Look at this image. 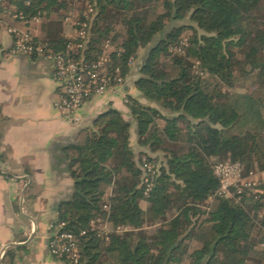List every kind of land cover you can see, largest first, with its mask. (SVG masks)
<instances>
[{"label":"trees","instance_id":"obj_1","mask_svg":"<svg viewBox=\"0 0 264 264\" xmlns=\"http://www.w3.org/2000/svg\"><path fill=\"white\" fill-rule=\"evenodd\" d=\"M262 1L85 0L78 23L89 24L88 39L74 57L94 62L110 41L108 69H119L125 81L140 58L134 87L156 107L126 97L138 145L147 149L138 158L131 123L112 107L62 149L74 189L54 225L64 223L62 230L78 237V264H264V195L217 196L213 168L215 159L245 172L264 168V101L227 90L247 80L264 87ZM67 4L4 0L0 13L54 22L64 19ZM32 41L59 53L82 40ZM160 155L146 192L142 158L157 167ZM98 218L111 224L109 234L94 228ZM190 240L197 246L187 252Z\"/></svg>","mask_w":264,"mask_h":264},{"label":"crops","instance_id":"obj_2","mask_svg":"<svg viewBox=\"0 0 264 264\" xmlns=\"http://www.w3.org/2000/svg\"><path fill=\"white\" fill-rule=\"evenodd\" d=\"M54 22L26 23L0 13V167L7 172V178L0 180V264H69L49 249L58 206L74 189L62 149L99 114L118 109L131 123L133 151L147 152L138 145L136 123L125 99L130 95L156 107L134 87L139 75L127 78L121 92L87 101L80 119L72 121L56 106L61 91L52 63L13 53V31L30 32L41 41L73 35L61 25L51 32Z\"/></svg>","mask_w":264,"mask_h":264},{"label":"built area","instance_id":"obj_3","mask_svg":"<svg viewBox=\"0 0 264 264\" xmlns=\"http://www.w3.org/2000/svg\"><path fill=\"white\" fill-rule=\"evenodd\" d=\"M92 11L90 8V12ZM34 20L40 22L41 18H34ZM75 25L80 27L77 28L75 37L72 39L73 41L78 39L82 41L71 42L65 52L55 53L46 44H35L32 41L33 35L30 33L25 32L17 35L15 34L16 31H13L15 40L12 51L15 54H22L31 58L32 56L44 57L52 63L53 78L61 91V99L56 106L65 116L78 120L79 111L86 100L95 95H103L114 88L121 87L123 89L126 81L119 69L116 70L115 75L110 72L108 55L94 62L76 60L74 55L86 48L89 24L75 23ZM110 48L111 45L107 42L105 49ZM144 161V184L146 192H148L153 186V177L157 169L152 163ZM214 172L220 183L216 192L217 196L229 197L228 190L232 187L238 189L240 185L248 189L253 188L252 184L245 183L240 179V164L220 162L216 165ZM232 175H236L233 182L230 181ZM5 178H7V172L0 167V180ZM237 178L240 181L236 180ZM237 193L241 194L242 192L238 189ZM63 226L64 223L52 226V235L49 240L50 252L56 258L67 260L71 264H78L81 260L79 239L76 235L63 231Z\"/></svg>","mask_w":264,"mask_h":264},{"label":"rangeland","instance_id":"obj_4","mask_svg":"<svg viewBox=\"0 0 264 264\" xmlns=\"http://www.w3.org/2000/svg\"><path fill=\"white\" fill-rule=\"evenodd\" d=\"M89 6L90 5H87V9L89 8L88 9V13H90V11H89L90 7ZM85 11H86V9H85V0H68V4H67L66 8L63 9V11H62L65 14L64 19L55 20V22L56 21L57 22L56 23L54 22L53 24H51V27L49 29L51 30V32L55 33V32L58 31V28H59L58 26H60V25H61V27L65 26L66 33L68 35L73 34L69 38H73V37H75L76 31H77V28L75 27V23H78L79 14L81 12H85ZM257 14H260L264 18V0L262 1V10H259L257 12ZM263 21H264V19H263ZM177 24H180V23H177ZM117 28L119 30H121L119 26H117ZM25 32H27V31H22V32L18 31L15 34L18 35L20 33L22 34V33H25ZM28 33H30V32H28ZM30 34L32 35V33H30ZM188 34H189L188 32L183 34V38H185V41L187 39ZM14 40H15V38H14ZM107 42L110 43V41H107ZM113 50H115V48L111 45L110 49H108V50L105 49V53L101 57H106ZM145 52L146 51H141V57H142L143 54H145ZM263 53H264V50H263ZM140 65H141V59L139 58V59L135 60L131 64L132 70H131V73L127 76V78H129L131 76H133V77L137 76L139 74V72H140ZM247 70H249V67H247ZM122 90L123 89L121 87L120 88H114L113 90H110V91H108L106 93H109V92H121ZM227 90L254 93V94L260 96L263 99V101H264V87L260 86V84L256 80H247V81L239 82L233 88H227ZM106 93H104L103 95H105ZM96 96H101V95H95V96L89 98L88 100H86V102L91 100L92 98H94ZM126 97L127 96H125V99H126ZM85 103L83 104V106L85 105ZM83 106H82V108H83ZM82 108H81V110H82ZM81 110L79 111L78 119H80V117H81ZM64 117H66L68 120L76 121V120H73V118H70L68 116L64 115ZM142 150H143V148H142ZM134 152L136 154V157L138 158L139 157V153L140 152H144V151H138V148H135ZM158 155H159V153H158ZM153 156H157V154L156 155L153 154ZM160 156L161 157L158 158L159 160H157V162H156V164H157L156 168H159L163 164V157H162V155H160ZM142 159L145 160V157H143ZM220 162L231 163L229 161H223V160H220V159H215V162H214V165H213L214 170H215L216 165L218 163H220ZM236 164H238V163H236ZM240 166H241V175H240L241 177H240V179L242 181H244L245 183L248 182V183L252 184L253 188L248 189V188L244 187L243 185H240L238 189L241 190L242 193L246 192V193L252 194L255 199H258L259 194L264 195V168L259 169L257 167V168H255L253 170H250L249 172H245L243 167H242V165H240ZM235 178H236V175H232L230 177V181L231 182L235 181L234 180ZM236 180L240 181L239 178H237ZM238 189H236V187L230 188L228 190V192H229L228 196L229 197H233V196L236 197V195H238V193H237ZM108 196L109 195H107V197ZM211 202H212V198H210L209 201L206 202L205 206L203 207V209L205 211L208 212ZM141 206L143 208H146L148 206V204L146 202H141ZM259 215L263 216L264 215V210H260L259 211ZM201 218L204 219V218H206V216L203 215V217H201ZM93 226H94L95 229H97L99 231V233L102 236L109 234L111 232V230H112L111 224H109L107 222L104 223L102 221V219H100V218H98L97 220H95L93 222ZM155 229H156V226H152V227L146 228V230L149 233L154 232ZM187 244H188V251L187 252L192 251L197 246V244L194 243L191 240L187 241ZM183 262L185 263L186 261H183Z\"/></svg>","mask_w":264,"mask_h":264}]
</instances>
